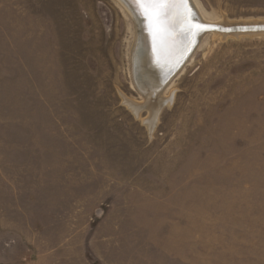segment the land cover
I'll list each match as a JSON object with an SVG mask.
<instances>
[{"label": "rangeland", "instance_id": "obj_1", "mask_svg": "<svg viewBox=\"0 0 264 264\" xmlns=\"http://www.w3.org/2000/svg\"><path fill=\"white\" fill-rule=\"evenodd\" d=\"M117 2L0 0V264H264V33L202 34L145 102Z\"/></svg>", "mask_w": 264, "mask_h": 264}, {"label": "bare ground", "instance_id": "obj_2", "mask_svg": "<svg viewBox=\"0 0 264 264\" xmlns=\"http://www.w3.org/2000/svg\"><path fill=\"white\" fill-rule=\"evenodd\" d=\"M117 1L131 15L138 30L137 36L134 35L136 41L134 40L135 44L132 48V67L138 80V86L144 92L146 91L145 102H149L151 94L154 93L156 86L163 78L162 75H166L172 66H177L191 49L196 36L200 33L199 29L195 27L196 25H222L203 20L192 0H185L187 8L181 6L171 9L169 15L162 21L164 32L160 35H154L152 22L142 10L133 4L132 0ZM192 11L193 13H191ZM236 24L245 25L248 23ZM170 100L171 97H161L160 101L157 102L158 104L155 103L156 106L151 107L152 120L147 121L151 129L154 127L158 111ZM126 103L136 115L143 106L132 101H126Z\"/></svg>", "mask_w": 264, "mask_h": 264}, {"label": "water", "instance_id": "obj_3", "mask_svg": "<svg viewBox=\"0 0 264 264\" xmlns=\"http://www.w3.org/2000/svg\"><path fill=\"white\" fill-rule=\"evenodd\" d=\"M187 4L189 6L188 2H187ZM191 13H193V11ZM195 27L199 29L200 33L196 36L195 42L192 45L191 49L189 50L187 55L181 60V62L177 66H172L167 71L166 75H162L163 78L159 82V85L156 86L155 91L164 87L173 78V76L179 71V69L186 62L187 58L194 51V49H195L197 43L199 42V39H200L202 34L209 32V31L221 32V33H234V34H238V33H264V22H253V23H248L245 25L244 24L243 25L242 24H235V25H228V26H224V25L218 26V25H211V24H202L201 25L200 24V25H196ZM134 77H135L134 78L135 83L138 86V80L136 78L135 72H134ZM138 88L140 89L139 86H138ZM141 91H143V90H141ZM155 91H154V93H155ZM144 93H146V91Z\"/></svg>", "mask_w": 264, "mask_h": 264}, {"label": "snow or ice", "instance_id": "obj_4", "mask_svg": "<svg viewBox=\"0 0 264 264\" xmlns=\"http://www.w3.org/2000/svg\"><path fill=\"white\" fill-rule=\"evenodd\" d=\"M132 2L152 22L154 35L164 32L162 21L169 15L171 9L181 6L187 8L185 0H132Z\"/></svg>", "mask_w": 264, "mask_h": 264}]
</instances>
